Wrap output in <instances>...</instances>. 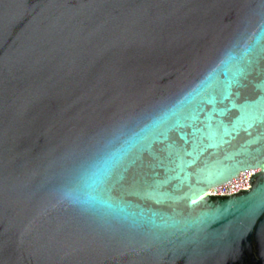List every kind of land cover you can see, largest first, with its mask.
Instances as JSON below:
<instances>
[{
    "label": "water",
    "instance_id": "95a60500",
    "mask_svg": "<svg viewBox=\"0 0 264 264\" xmlns=\"http://www.w3.org/2000/svg\"><path fill=\"white\" fill-rule=\"evenodd\" d=\"M0 264H264V0H0Z\"/></svg>",
    "mask_w": 264,
    "mask_h": 264
},
{
    "label": "built area",
    "instance_id": "2783aa9c",
    "mask_svg": "<svg viewBox=\"0 0 264 264\" xmlns=\"http://www.w3.org/2000/svg\"><path fill=\"white\" fill-rule=\"evenodd\" d=\"M257 171L258 169L244 171L233 180L214 187L211 192L215 194H233L237 193L240 189H246L248 187L249 177Z\"/></svg>",
    "mask_w": 264,
    "mask_h": 264
}]
</instances>
